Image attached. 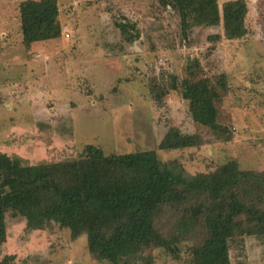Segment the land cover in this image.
Here are the masks:
<instances>
[{
    "label": "rangeland",
    "instance_id": "1",
    "mask_svg": "<svg viewBox=\"0 0 264 264\" xmlns=\"http://www.w3.org/2000/svg\"><path fill=\"white\" fill-rule=\"evenodd\" d=\"M24 1L0 0V153L55 164L94 145L107 156L156 151L163 164L177 163L190 176L233 160L242 171L264 173V0H245L247 35L234 41L223 24L183 35L179 13L161 0H57L60 38L31 48L21 30ZM228 1L218 0L221 10ZM118 24L128 25L126 35ZM132 26L139 38L130 43ZM184 79L206 81L219 95L217 121L231 130L230 142L194 121ZM173 128L202 145L159 150ZM192 221L176 210L157 219L167 235L179 236L180 259L149 250L132 264H189L191 248L206 237ZM6 226L0 260L110 264L92 257L86 235L75 240L58 223L28 232L27 220L9 212ZM230 256L232 264H264V237L236 239Z\"/></svg>",
    "mask_w": 264,
    "mask_h": 264
},
{
    "label": "trees",
    "instance_id": "2",
    "mask_svg": "<svg viewBox=\"0 0 264 264\" xmlns=\"http://www.w3.org/2000/svg\"><path fill=\"white\" fill-rule=\"evenodd\" d=\"M161 1L179 13L183 35L193 27L221 24L227 40L247 35L245 0L228 1L222 10L218 0ZM58 16L57 0L22 2L24 45L31 48L60 38ZM132 27L137 34L127 37L130 43L139 38ZM118 28L127 34L128 25ZM181 87L194 121L230 142L231 130L217 121L219 95L206 81L184 79ZM173 90L178 91L177 84ZM200 145L199 136L173 128L158 148ZM175 210L205 230L203 243L190 250L189 264H232V242L264 237V173L242 171L233 160L214 172L190 176L177 163L163 164L156 151L107 156L94 145L85 146L76 160L55 164L30 165L0 153V247L7 240L6 214L12 212L27 220L28 232L55 222L69 229L75 240L86 235L89 253L97 261L132 264L146 260L143 254L149 250H163L178 260L179 236L167 235L157 223L161 214ZM14 260L6 256L0 264H16Z\"/></svg>",
    "mask_w": 264,
    "mask_h": 264
}]
</instances>
